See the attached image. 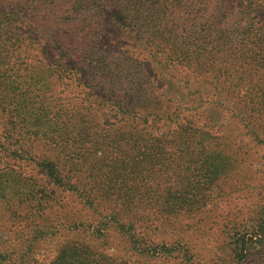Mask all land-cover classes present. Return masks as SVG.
<instances>
[{
  "label": "trees",
  "instance_id": "trees-1",
  "mask_svg": "<svg viewBox=\"0 0 264 264\" xmlns=\"http://www.w3.org/2000/svg\"><path fill=\"white\" fill-rule=\"evenodd\" d=\"M203 105L264 140V0H0V205L77 197L151 250L123 217L196 211L227 180Z\"/></svg>",
  "mask_w": 264,
  "mask_h": 264
},
{
  "label": "rangeland",
  "instance_id": "rangeland-1",
  "mask_svg": "<svg viewBox=\"0 0 264 264\" xmlns=\"http://www.w3.org/2000/svg\"><path fill=\"white\" fill-rule=\"evenodd\" d=\"M201 113L224 122L227 140H221L226 144L227 180L213 183L196 211L174 217H123L147 221L139 241L147 242L151 250L137 245L131 232L114 225L120 217L93 213V207L77 197L59 196L52 202L45 196L17 198L9 207L6 202L0 205V264L19 254L30 264H54L65 256L76 260L75 264H95L91 257L104 264H230L236 241L242 238L253 239L248 244L250 253L236 251L235 260L264 264V240L262 247L252 249L264 233L262 135L257 138L244 123L231 122L229 110L203 105ZM20 170L29 173L30 167ZM39 181L42 185H35L33 193L51 196L44 179ZM46 186L49 192H40Z\"/></svg>",
  "mask_w": 264,
  "mask_h": 264
}]
</instances>
